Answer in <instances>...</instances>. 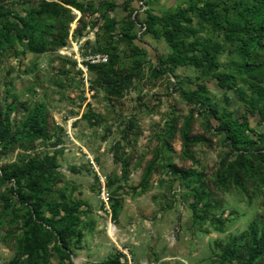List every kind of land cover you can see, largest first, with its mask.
<instances>
[{
	"label": "rangeland",
	"instance_id": "obj_1",
	"mask_svg": "<svg viewBox=\"0 0 264 264\" xmlns=\"http://www.w3.org/2000/svg\"><path fill=\"white\" fill-rule=\"evenodd\" d=\"M43 1L0 0L3 263L116 264L123 246L131 264H264V141L234 150L215 121L249 110L264 135V49L248 32L264 0H208L215 14L179 16L171 37L145 13L207 0H80L82 15ZM174 53L198 61L164 64Z\"/></svg>",
	"mask_w": 264,
	"mask_h": 264
},
{
	"label": "trees",
	"instance_id": "obj_2",
	"mask_svg": "<svg viewBox=\"0 0 264 264\" xmlns=\"http://www.w3.org/2000/svg\"><path fill=\"white\" fill-rule=\"evenodd\" d=\"M42 5L47 7L48 10H50L53 14L58 15L62 14L64 11L69 10V8H72L76 11H78L81 15L88 11L90 9V5H84L83 1L80 0H55L50 2H42ZM213 5L208 0L205 1L203 4H201L199 7L194 6H187L179 9L175 14H167L165 16H161L158 14H154L151 12H146L145 15L149 19V23L151 26L153 25H160L163 27L169 26L167 30V35L172 36L173 35V29H177L180 27L179 22V16H184L185 13L191 12V11H198V14L200 16L206 15V14H215L213 12ZM188 20V18H185ZM23 21V26H25V22ZM142 20L132 18L131 24L132 27L136 25L137 22H141ZM143 22V21H142ZM145 24V22H143ZM171 25V26H170ZM147 24H145V31L147 30ZM248 32L250 34H254L259 45L260 40L264 38V24H261L259 26H251L248 27ZM149 33H151V36L155 37V33L152 30H149ZM17 41H22L21 36H17ZM29 41H31V38H29ZM169 44L171 45V41H169ZM33 52H41L43 47L41 44H36V46L31 48ZM198 61L197 58H185L184 56L179 55V53H174L172 55H169L166 59L163 60L164 64H170L174 67H181L185 64L192 62L196 63ZM209 64H212V62H209ZM93 67V66H91ZM213 67L216 68V64H213ZM217 85V88L220 90H231L234 88V85L229 81L228 75L226 73H217L214 76L213 79ZM201 89H207L206 82H204L201 85ZM212 117H216V110L211 109ZM249 115H252L249 110H244V112L241 113V115L234 117L232 120L227 119L224 115H221L217 118H215L216 125L218 131H221L225 134V140L229 142V145L234 150H242L244 152H249L258 142L264 141V135L259 133L257 129L250 126V117ZM253 116V115H252ZM255 125L260 129H264V111L260 110L258 114L256 115ZM247 132H250V134H247ZM257 134V138H255V135ZM186 137L184 136V142H186ZM199 140V139H197ZM243 147L240 149L239 147ZM60 237L61 235V231ZM45 238L50 239V234L44 233L41 234ZM43 244H45V240L43 241ZM44 247V245H43ZM118 254L115 255L114 261L116 264H120L118 262Z\"/></svg>",
	"mask_w": 264,
	"mask_h": 264
},
{
	"label": "built area",
	"instance_id": "obj_3",
	"mask_svg": "<svg viewBox=\"0 0 264 264\" xmlns=\"http://www.w3.org/2000/svg\"><path fill=\"white\" fill-rule=\"evenodd\" d=\"M137 36L142 35L145 32V24L141 22H137ZM260 46L264 49V38L260 40ZM89 64H103L107 62V55L106 54H93L89 55L85 59ZM100 199L106 205V196H105V189L104 185L101 186V193ZM128 248L123 246H116V254H118V262L120 264H131V256L129 254ZM0 264H4L2 259L0 258Z\"/></svg>",
	"mask_w": 264,
	"mask_h": 264
},
{
	"label": "bare ground",
	"instance_id": "obj_4",
	"mask_svg": "<svg viewBox=\"0 0 264 264\" xmlns=\"http://www.w3.org/2000/svg\"><path fill=\"white\" fill-rule=\"evenodd\" d=\"M76 11V10H75ZM77 13H79L78 11H76ZM107 232H108V235L111 236L112 238H114V231H113V225L108 222L107 223Z\"/></svg>",
	"mask_w": 264,
	"mask_h": 264
},
{
	"label": "crops",
	"instance_id": "obj_5",
	"mask_svg": "<svg viewBox=\"0 0 264 264\" xmlns=\"http://www.w3.org/2000/svg\"><path fill=\"white\" fill-rule=\"evenodd\" d=\"M159 226H160V225H159ZM155 230H156L155 232H158V233H159L161 229L159 228L158 230H157V229H155ZM155 239L157 240V237H156ZM94 247L97 248V249L100 248L99 246H94Z\"/></svg>",
	"mask_w": 264,
	"mask_h": 264
}]
</instances>
